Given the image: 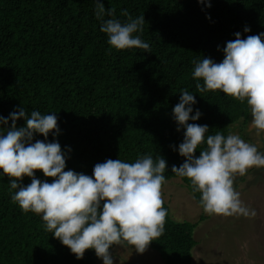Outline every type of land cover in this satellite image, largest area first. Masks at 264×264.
Returning <instances> with one entry per match:
<instances>
[{"label":"trees","instance_id":"1","mask_svg":"<svg viewBox=\"0 0 264 264\" xmlns=\"http://www.w3.org/2000/svg\"><path fill=\"white\" fill-rule=\"evenodd\" d=\"M95 2L0 0V117L7 119L21 107L28 115L33 110L55 114L59 134H34L32 142H58L66 155L64 171L92 176L94 166L108 159L132 163L139 156L160 155L167 164L165 180L181 179L200 206L201 194L171 171L185 161L178 148L186 131H177L173 109L181 90L193 94L196 103L190 116L196 110L201 116L188 123L209 127L205 141L216 132L226 137L232 124L248 120L246 101L220 90L196 91L195 84L203 81L193 79V61L210 58L220 63L236 33L241 38L264 33V0H101L122 22L123 9L133 18L144 16L143 33L136 35L150 45V53L111 48L95 17ZM11 123H0V132ZM16 124L23 127L26 121L21 118ZM205 147L206 142L195 155ZM35 178L49 183L54 179L42 171H36ZM9 182L0 170V264L102 260L94 249L77 259L45 230L41 215L25 213L11 201ZM20 183L27 186L31 178L25 176ZM163 207L168 212L164 233L148 247L165 264H193L197 224L175 222L167 205Z\"/></svg>","mask_w":264,"mask_h":264},{"label":"clouds","instance_id":"2","mask_svg":"<svg viewBox=\"0 0 264 264\" xmlns=\"http://www.w3.org/2000/svg\"><path fill=\"white\" fill-rule=\"evenodd\" d=\"M121 15L126 17L124 22L116 18L114 8L106 9L101 0H96L95 17L111 48H137L150 53V45L136 35L143 33L144 16L133 18L127 9ZM244 31L250 29L245 27ZM235 36L234 41L226 43L222 62L194 60L192 77L203 81L195 84L197 92L220 90L241 103L246 101L251 127L259 136L264 133V33L241 38L238 32ZM195 103L193 94L181 90L173 114L177 131L186 129L178 148L185 161L179 167L173 165L172 173L188 179L193 193L201 194L199 204L206 214L254 218L255 209L243 204L234 179L237 174L246 175L252 167H264V152L233 133L225 137L216 132L207 135L205 141L209 127L188 123L201 116L199 110L190 116ZM21 118L26 125L18 128L16 121ZM9 120L11 127L0 132V170L9 178L11 201L25 213L41 215L45 230L54 233L77 259L94 249L103 264H113L109 251L113 245L126 242L143 254L164 233L168 212L162 198L167 167L163 157L143 155L132 163L108 159L94 166L92 176L64 171L66 155L58 142H32L34 134L45 138L50 132L59 134L55 114L42 115L33 110L28 115L21 107L7 119L0 117L4 125ZM205 142L197 157V148ZM36 171L53 181H40L35 178ZM25 176L31 178L27 186L20 183Z\"/></svg>","mask_w":264,"mask_h":264},{"label":"rangeland","instance_id":"3","mask_svg":"<svg viewBox=\"0 0 264 264\" xmlns=\"http://www.w3.org/2000/svg\"><path fill=\"white\" fill-rule=\"evenodd\" d=\"M251 120L249 114L247 121L232 124L229 133L238 134L245 142L264 152V133L257 136ZM234 188L240 192L243 204L255 209L257 214L254 218L208 215L181 179L174 178L164 183L162 198L171 219L197 224L193 231V264H264V167H252L243 176L237 174ZM110 253L113 264H165L149 247L140 254L122 243L115 245ZM97 264H103V260Z\"/></svg>","mask_w":264,"mask_h":264}]
</instances>
